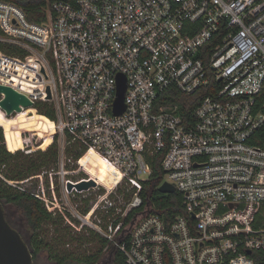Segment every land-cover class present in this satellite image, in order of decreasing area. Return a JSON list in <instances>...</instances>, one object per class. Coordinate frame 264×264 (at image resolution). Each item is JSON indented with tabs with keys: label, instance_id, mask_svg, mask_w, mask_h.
Wrapping results in <instances>:
<instances>
[{
	"label": "built area",
	"instance_id": "1",
	"mask_svg": "<svg viewBox=\"0 0 264 264\" xmlns=\"http://www.w3.org/2000/svg\"><path fill=\"white\" fill-rule=\"evenodd\" d=\"M49 1L36 23L0 0V43L22 51L0 50V84L31 99L32 110L55 102L60 148L82 152L68 157L78 167L60 165L62 175L79 176L64 181L66 190L105 189L74 216L127 264H264V0ZM199 90L205 95L185 114L175 95ZM158 154V187L167 181L181 196L182 212L171 219L141 195ZM82 157L113 170L111 188L68 189L93 180ZM30 193L49 212L66 209L44 187Z\"/></svg>",
	"mask_w": 264,
	"mask_h": 264
},
{
	"label": "trees",
	"instance_id": "2",
	"mask_svg": "<svg viewBox=\"0 0 264 264\" xmlns=\"http://www.w3.org/2000/svg\"><path fill=\"white\" fill-rule=\"evenodd\" d=\"M6 1V0H4ZM24 10L30 21L41 23V21L45 20L47 13L46 9L50 8L49 0H8ZM0 50H2L6 54H13L17 56H22V51L18 48L5 43H0ZM205 93L202 90L197 91L194 95L188 96L184 94H176L174 100L179 103L182 111L185 114L191 112V109L197 105L200 101L201 97L204 96ZM37 111V114L31 109L27 108V110L17 113L16 118L13 117V120L9 124V120L7 117L0 114V200L9 203H15L22 208L23 215L27 220V224L32 229V239L31 246L34 249V252H37L40 249L47 248L49 251L48 258L57 264H98L101 260L103 254L109 249V243L106 238L101 236L99 233H95L93 230L89 229V233H94L97 237L98 247L94 251L85 252H76L72 250V248H57L58 245L66 244V246L73 245H82V243H90L95 241V237H91L88 239L84 236H71L67 230L65 229L58 237L55 239V244L52 242L46 243L45 240L38 235L40 227L42 224L47 222H57L55 220L51 212H49L43 205L42 201H40L37 197L32 195L30 191H18L11 189L10 186L5 184L4 177L16 178L23 177V175L30 171L31 169H35L38 166L44 164L47 161H51L57 154L56 149V136L52 135L54 132V125L51 120H55V110L54 106L46 101H38L33 106ZM30 131L40 140V144L33 149H45L48 146V150L42 152L40 150L36 151L38 157L33 160H26L22 158V163H12L19 158L20 151L16 149H20L23 144H25V140L23 138L24 132ZM66 152L73 156V159H78L82 152H76L73 146L66 147ZM161 157L163 154L154 155L151 159L150 163H152L153 172L148 179V182H145L141 195L145 197V204L148 203L151 205L152 210L161 212L165 214L169 219L173 218L179 212H182L181 208V196L177 192L170 193H160L158 191V185L162 181L163 170L160 165ZM10 170H4L1 167L11 166ZM129 193L125 195L126 198L129 197ZM84 205V213L88 210L89 201L91 199L82 198ZM143 206L140 208L132 209L127 216L124 218V224L132 222L134 218V214L141 210ZM107 223V221H106ZM84 226V225H83ZM65 236H69V241L64 240ZM87 238V239H86ZM95 238V239H94ZM111 264H127L125 262L124 254L119 249L110 254Z\"/></svg>",
	"mask_w": 264,
	"mask_h": 264
},
{
	"label": "rangeland",
	"instance_id": "3",
	"mask_svg": "<svg viewBox=\"0 0 264 264\" xmlns=\"http://www.w3.org/2000/svg\"><path fill=\"white\" fill-rule=\"evenodd\" d=\"M47 102V101H46ZM50 103L52 105L55 104L54 101L51 102H47ZM54 103V104H53ZM34 112L37 114V110L33 107ZM3 113V115L5 117H7V119L9 120V124L11 123V121L13 120V117L16 118L17 113H12L9 116H6L4 114V111L0 108V114ZM0 127L2 128V125L0 124ZM3 130V128H2ZM25 134H23V138L27 139V145L25 144L24 146H22L23 148L21 149H16L15 151L19 150L20 154H19V158L12 163H22L21 160L22 158H25L26 160H33L36 157H38V154L36 151L40 150L42 152H45L46 150H48V146L45 147V149H31L33 147H36L40 144V140L37 138L36 135H34L32 132L27 131L24 132ZM56 135V151L57 154L56 156L51 160V161H47L44 164L38 166L35 169H31L30 171L26 172L23 177H16V178H8V177H4L3 181L5 182L6 185L10 186L11 189L14 190H18V191H33V192H37V190L41 191V187H44L45 189V195H47V197L49 196L54 197L55 202L59 203L60 206H65L66 209L63 210V213H60L58 211V209L52 210L51 215L55 220H58L56 223L54 222H47L41 225L40 230L37 231L38 235H40V237H42L46 243L48 242H52L53 244H55V239L58 237L59 234H61L65 229L67 230V232L71 235V236H84V237H89L88 239H90L91 237H95V241L90 242V243H82V245H74V243H72L73 245L70 246H64V244L58 245L57 248L59 249H64L66 248H72V250L76 251V252H89V251H94L96 249V247H98V237L94 234V233H89V227H87L86 225H82V220L77 219L76 216H74V214L76 212H78L79 214H83L84 213V201H83V196L88 197V199H91L93 197H95V194L97 192H103L105 189L99 185L97 188L95 189H90L88 191H83L80 192L79 194H77L76 192H74L75 195H72L71 193H69L64 185V181L66 179L70 180H75L77 179L79 176H75V175H68L66 173H60V171L62 169L66 170L67 168L70 167H78L77 163L75 161H73V159L71 161H68V157H71L70 154L63 153V150L60 148L63 138L58 135L57 133H54L52 136ZM53 140V137H52ZM77 160V159H76ZM63 166V168L61 169V165ZM11 166H6V167H1L4 170L8 171L10 170ZM80 175H83L85 177H88V175H86L83 171H80ZM0 174L3 175V173L0 172ZM40 174L41 178H38L36 175ZM9 183H8V182ZM93 182V180H91ZM40 182L43 183L40 184ZM53 183V188H51V183ZM14 183V184H11ZM95 183V182H94ZM90 202V201H89ZM3 205L6 209L7 212L12 213L13 217L12 218H19L20 222H24L25 218L23 217L22 214V208L15 204H9L7 202L3 201ZM15 218V219H16ZM68 219L72 222L69 223ZM93 221V220H91ZM107 220V216L102 218L101 220V224L105 225ZM79 230V231H78ZM76 238V237H74ZM86 238V239H87ZM65 242L69 241V236H65L64 237ZM48 249H40L39 251V256L37 258V261L39 260V262L42 261H46L48 260V253L49 251H47ZM116 249L112 247V244H109V249H107V251L103 254V258L105 261H102L101 264H111V261H109L108 257L110 254H112L113 251H115Z\"/></svg>",
	"mask_w": 264,
	"mask_h": 264
},
{
	"label": "water",
	"instance_id": "4",
	"mask_svg": "<svg viewBox=\"0 0 264 264\" xmlns=\"http://www.w3.org/2000/svg\"><path fill=\"white\" fill-rule=\"evenodd\" d=\"M118 88L116 99L113 107V112L120 114L124 110V89L125 79L122 75H118ZM48 97H50L49 88H47ZM0 93H3L0 99V108L4 111L5 115H10L13 112H20L27 107H31L33 102L23 93L18 92L12 86H5L0 84ZM68 189L75 186L77 190L88 188L95 183L92 181H80V183L73 185L67 182ZM160 193L174 192V186L165 181L158 187ZM0 264H33L32 252L22 236L15 228H12L7 220L4 218L3 205L0 202Z\"/></svg>",
	"mask_w": 264,
	"mask_h": 264
},
{
	"label": "flooded vegetation",
	"instance_id": "5",
	"mask_svg": "<svg viewBox=\"0 0 264 264\" xmlns=\"http://www.w3.org/2000/svg\"><path fill=\"white\" fill-rule=\"evenodd\" d=\"M0 202H2V205H3V201L0 200ZM7 203H9V202H7ZM12 203H9V204H12ZM3 214H4V218L7 220L9 225L12 228H15L17 230V232L22 236L23 240L27 244V246L29 248V251L32 252L33 264H57L56 262L50 260L49 258L46 261H42V260H41V262H39V260L37 261V258L40 255L39 254L40 250H38L37 252H34V249L31 246V239H32V236H33L32 235V229L27 224V220L24 217V215H23V217L25 218V221L22 223V222L19 221L20 220L19 218H16V217H15L16 219L12 218L13 217L12 213L7 212L5 207H4V205H3ZM22 214H23V211H22ZM110 256L111 255H109L108 258H110ZM102 261H104V263H105L106 260H104V258L102 257L98 264H101ZM65 264H67V263H65Z\"/></svg>",
	"mask_w": 264,
	"mask_h": 264
},
{
	"label": "bare ground",
	"instance_id": "6",
	"mask_svg": "<svg viewBox=\"0 0 264 264\" xmlns=\"http://www.w3.org/2000/svg\"><path fill=\"white\" fill-rule=\"evenodd\" d=\"M20 113V112H19ZM79 163L82 165V169L98 184H104L108 188H111L108 183V173L113 172L105 163L98 157L86 158L82 157L79 160Z\"/></svg>",
	"mask_w": 264,
	"mask_h": 264
}]
</instances>
